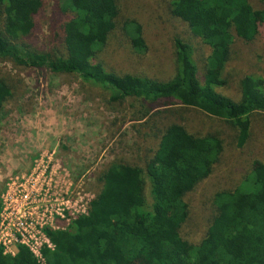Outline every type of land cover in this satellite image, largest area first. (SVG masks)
Listing matches in <instances>:
<instances>
[{
    "label": "trees",
    "instance_id": "16d2710c",
    "mask_svg": "<svg viewBox=\"0 0 264 264\" xmlns=\"http://www.w3.org/2000/svg\"><path fill=\"white\" fill-rule=\"evenodd\" d=\"M64 5L73 14L64 25L66 55H51L20 43L34 30L43 0H0L5 17L0 25V57L18 66L75 75L82 83L109 92L111 101L130 98L146 111L175 104L198 109L232 124L239 131L238 147L246 144L250 116L264 113V79L245 76L238 102L216 88L226 84L222 75L233 33L245 42L253 41L264 27V9L254 10L249 0H174L172 13L188 23L192 35L210 48V55L201 83L189 46L175 39L177 74L162 84L117 75L95 62L118 26V0H64ZM120 29L136 52L147 50L137 21H124ZM10 95V87L0 78V116ZM222 149L215 135L195 136L180 125H169L144 167L113 163L99 178L100 189L88 203V215L66 231H47L54 247L42 248L43 262L18 246L12 258L0 250V264H264V164L260 162L233 191L215 194L217 214L208 239L193 245L182 237L189 216L185 196L211 175Z\"/></svg>",
    "mask_w": 264,
    "mask_h": 264
},
{
    "label": "rangeland",
    "instance_id": "374dc122",
    "mask_svg": "<svg viewBox=\"0 0 264 264\" xmlns=\"http://www.w3.org/2000/svg\"><path fill=\"white\" fill-rule=\"evenodd\" d=\"M118 1V26L95 62L117 75L130 74L165 84L177 74L173 43L180 39L189 46L203 83L210 48L192 35L185 20L172 13L174 0ZM249 1L254 10L264 9V0ZM1 14L0 9L2 26L5 17ZM72 16L64 0H43L35 28L21 45L40 53L66 55L64 25ZM127 20L142 26L145 52H136L120 29ZM233 36L222 75L226 84L216 91L238 102L245 76L264 79V27L251 42ZM0 78L11 91L0 116V196L10 179L30 174L40 157L51 156L72 191L84 201L92 200L100 189V176L113 163L144 167L165 129L177 124L195 136L215 135L223 146L211 175L185 196L189 216L181 234L198 245L209 238L217 214L215 194L233 191L255 162L264 164L263 112L250 116V136L243 147H238L236 127L195 108L175 104L151 111L148 108L147 112L130 98L111 101L109 92L84 84L75 75L18 66L1 57ZM144 113L145 118L139 120ZM149 191L148 187V200ZM75 194L74 199H78Z\"/></svg>",
    "mask_w": 264,
    "mask_h": 264
},
{
    "label": "built area",
    "instance_id": "2783aa9c",
    "mask_svg": "<svg viewBox=\"0 0 264 264\" xmlns=\"http://www.w3.org/2000/svg\"><path fill=\"white\" fill-rule=\"evenodd\" d=\"M37 161L30 174L10 179L1 193L0 250L12 258L16 248L24 246L43 262L42 248L54 247L47 231L68 230L76 219L88 215L91 200L72 191L51 156Z\"/></svg>",
    "mask_w": 264,
    "mask_h": 264
}]
</instances>
